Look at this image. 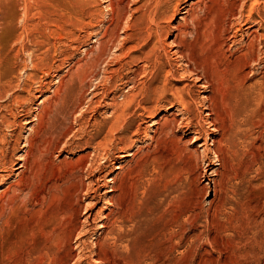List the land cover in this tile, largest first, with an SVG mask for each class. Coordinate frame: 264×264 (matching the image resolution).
Segmentation results:
<instances>
[{"label":"rangeland","instance_id":"1","mask_svg":"<svg viewBox=\"0 0 264 264\" xmlns=\"http://www.w3.org/2000/svg\"><path fill=\"white\" fill-rule=\"evenodd\" d=\"M139 1L125 0L124 22L117 29L122 38L111 45L105 34L115 26L116 11L113 13L110 9L109 0H83L85 5L77 13L71 7V0H0V148L7 152L8 163L4 166L0 157V191L19 183L17 174L21 171H15L13 166L19 164V158L27 150L24 146L31 128H39L37 117L43 111L46 114L54 101L64 107L62 109L71 132L58 149L47 157L48 163L54 169H62L61 174L70 168L71 163L78 166L83 164L75 183L86 188L94 180L91 176L95 175L97 179L100 175L102 179V187L99 185L96 195L98 205L93 211L87 210L92 214V219L87 220L82 210L81 216L74 222L80 228L79 232H82L81 242L75 236L68 245L49 242L37 249L36 245L45 240L46 232L51 227L45 209L34 203L23 204L20 201L10 207L0 222V264H132L135 255L142 261L141 264H264L263 102L254 116L256 127L253 132L257 140L248 146L220 143L222 133L216 134L207 126L203 139L192 144L196 132L200 130L198 123L206 120L207 113L199 102L197 89L194 97L196 102L187 114L177 105L172 106L170 94L161 97L160 101L162 104L165 101V104L157 113V121L161 125L168 124L170 134L160 145L150 142L143 135L135 137V128L140 126L147 128L152 137V121L142 110H136L135 106L129 112L126 111L121 127L125 122L133 121L134 130L129 136L135 143L130 145V152L136 154V163L125 165V171L135 168L145 155L158 156L154 166L143 178L138 174L122 177L132 184L133 192H138H132L126 202L136 199L132 203L137 201L143 206L149 192L161 193L166 197L165 220L161 229L135 236L127 245L119 239L108 237L110 228L99 230L105 222L102 211L105 215L111 210L115 215L114 207L107 204L114 194H103L112 186L109 184L105 187L107 178L118 173L115 169L120 164L117 156L122 146L118 142L114 143L104 153L97 148V144L105 139L111 140L116 133L121 135L127 132L124 127L110 134L105 128L112 120L114 105L122 104L126 97L141 101L143 91L155 84L183 88L194 83L188 74H183L184 67H179L180 60L173 55L171 43L176 34L173 29L169 30L166 37V53H162V62L165 65L168 62L166 72L171 71L174 78L163 74L157 80L153 64L140 59L153 47L152 44L143 48L142 43H124L123 37L131 35L133 17L141 15L136 14L135 10L145 0ZM199 1L202 0H179L180 13L185 11V5L193 6ZM236 1V14L233 20L229 19L228 28L233 22L245 21L240 17L242 0ZM220 8L224 9L223 12ZM209 12L219 18L223 16L225 7L214 5ZM181 16L178 15L170 26L182 23ZM254 18L258 22L253 29L258 31L253 51L256 63L249 65L251 67L243 75L245 84L250 86H258L264 79V42L259 39L264 29L258 16ZM243 29L247 30L246 26ZM242 35H239L234 50H241ZM103 46L108 48V53L101 56L99 51ZM90 65L92 69L89 70ZM42 102L45 104L41 105ZM28 122H32V125H28ZM188 124L192 127L189 131L184 128ZM220 124L221 121L217 127ZM201 145L205 148L201 149ZM204 149H217L222 166L213 167L216 157L210 154L209 160L205 159ZM80 157H85V161L78 162ZM105 157L109 160H104ZM38 163L37 171L41 179L51 176L52 170L47 162ZM90 165L93 166V175L88 170ZM214 171L216 176L211 175ZM193 190L200 191L202 208L204 211L209 210L210 215H216L211 204L220 205L224 201L227 205L218 219L210 216L208 227L202 223L204 226H198L193 231L188 222L184 244L173 250L171 245L176 244L179 233L175 224L189 205ZM14 193L15 190H11L9 195L13 196ZM93 197L85 204H92ZM80 199L85 200L83 193ZM212 221H216L214 226ZM94 253L99 255L95 256Z\"/></svg>","mask_w":264,"mask_h":264},{"label":"bare ground","instance_id":"2","mask_svg":"<svg viewBox=\"0 0 264 264\" xmlns=\"http://www.w3.org/2000/svg\"><path fill=\"white\" fill-rule=\"evenodd\" d=\"M124 2L125 0H109L110 9L113 13L116 11L115 26L105 34V38L109 40L111 45L117 43L122 38L117 33V29L120 24L124 22L123 18L126 13L123 8ZM139 3H141V0ZM236 3V0H202L196 2L193 6L192 4L185 5L183 8L185 11L180 13L179 0H145V3L135 10L136 14L140 13L141 15L138 18L133 17L131 23L134 24L130 28L131 35L123 37L124 43H142L143 48L152 44L153 47L143 54L140 59L153 64L154 69L157 71V80L161 79L162 76H164L163 74L173 77L171 71L166 72V66L169 67L168 62L166 65L162 62V53H166V37L168 36L169 30L173 29L176 32L175 38L171 43V47L174 51L173 55L180 60L179 67H184L182 70L183 74H188L194 83L193 86L185 85L183 88L169 86L167 84H155L143 91L141 101L136 102L133 101L132 98L126 97L122 104L114 105L115 112L113 113L112 120L109 121L110 124L108 126L106 125L105 128L109 130L110 134L118 132V130H123L122 128L124 127L127 132L121 135L116 133L111 140L105 139L99 143L97 142L98 144L96 143L97 148L100 151H104V153H106L114 143L118 142V145L122 146L120 155L117 156L120 164L115 169L118 173L116 175L111 174V176L107 178L105 187H108L109 184L112 186L103 194H114L109 198L107 204L114 207L113 211L115 215L111 210L105 215L103 211L101 212L103 213L102 217H104L103 220H105V222L100 225L99 230L105 231L110 228L109 232H107L108 237L114 240L119 239L120 242L127 245L131 243L135 236H141L145 233H154L161 229L164 223L163 219L165 220L164 214L166 213V208L164 205L166 197L161 193L155 191L149 192L146 196V203L143 206L141 203H137V201L132 203V201L136 200L135 198V200L126 202L133 190L131 189L132 184H128L122 177L133 174H138V176L141 175L142 177L151 170V167L154 166L155 161L158 159V156L145 155L143 160H141L135 168L133 167V169L130 168L129 171H125V165L136 163L134 161L136 154L130 152V145L135 143L132 137L129 136V133L134 130L133 121L125 122L123 127H121V123L123 122L122 119L124 115H126V111L129 112L133 106H135L136 110L143 111L146 117L152 121L151 127H153L152 137L148 134L147 128L141 126L135 128V132L133 131L134 136L139 138L143 135V137L149 138L150 142L160 145L163 139L169 137L170 134L169 125H161L160 122L157 121V113L165 104V101L163 104L162 101H160L161 97L170 94L173 98V103H171L172 106L177 105L184 114H187L189 108L196 102L194 97L196 95L195 90L197 89L199 102L201 101L204 111L207 113L205 116L206 120H200L198 123L200 130L196 132V137L192 144H196L203 139L206 134L204 130L205 126L212 129L216 134L222 133V140L220 143L224 142L227 144L230 142V144L235 146H248L256 139L253 132L256 127L254 116L262 107V102L264 103V79L258 86H250L245 84L243 75L245 70L251 67L249 65L256 63L253 57V51L257 44V38L255 39V36L258 37V31H254L253 29L254 25L258 22L255 20L254 16H258V20L260 19L259 23L262 24V29H264V0H242L243 4L240 17L242 21H244V19L245 21L244 23L233 22L228 28L229 19L233 20L236 14ZM84 5L85 3H83V0H71V7L74 8L76 13L78 9H82ZM214 5L225 7L223 16L221 15L218 18L209 12L213 10ZM187 7L189 8L187 9ZM222 10L224 9L222 8L221 11ZM180 14L182 15V23H178L177 26H170L174 19ZM244 26H246L247 30L243 29ZM230 33L231 35L228 37ZM241 34H243V41L241 44L239 42L241 50L237 51L236 49L234 50V48ZM259 37V39H261L260 41L264 42V34L262 33ZM107 49L106 46H103L99 51L100 55L103 56L107 52ZM193 49L196 50V53ZM228 53L231 55L228 56ZM233 57L235 59H233ZM90 69H92V65L89 66V70ZM80 91L81 89L79 92ZM169 102L170 101H168V103ZM42 104H45V102H42L41 105ZM62 107L60 102L54 101L46 114L45 111H43V114L41 113L42 115L36 116L37 120H39V128L38 130L37 128H31L29 139L24 146L27 150L25 154L19 158V164H14L13 166L16 168L15 171H21L17 174L20 181L15 184V186L0 191V222L7 215L8 209H11L10 207H13V205L19 201L21 203L23 202V204L26 202L27 204L34 203V205L45 209L46 219L48 220L46 221L51 227L49 231L46 232L45 242H39L36 245L37 249L44 247V245L49 242H58L59 245L63 246L68 245L75 236L78 242H81V237L83 236L82 232H79L80 228H78L74 222L79 219L82 210L85 211L84 215H87V220L92 219V214L88 213L87 210L93 211L94 207L98 205L96 200L98 197H96V195L101 186L100 182L102 179L100 175L97 176L96 179V176L92 174V163L88 166V170L89 173L93 175L91 177H93L94 180L90 181L86 188L82 184L77 185L75 183V181L78 180V174L82 172L83 164L82 166H78V164L71 163L69 164L70 168H67V170L61 174L62 169L52 168L50 166L51 164L47 161V157L58 149L62 140L71 132L70 124L68 125L66 123L65 112ZM70 112L72 113V111ZM220 121L221 124L217 127ZM32 122H28L27 124L32 125ZM66 124L69 127H67ZM190 125L188 124L184 128L189 131L192 128ZM105 128L100 129L104 130ZM95 140L96 139H93V141ZM199 147L201 149L205 148L204 145ZM204 151V156L207 160H209L210 154L215 155L216 161L213 162V167L222 166L219 160L220 154L217 149L213 151L204 149ZM0 157L3 165L7 166V152L4 151L3 148H0ZM32 157L33 160H31ZM104 160H109V158L105 157ZM83 161H85V157H80L78 160V162ZM38 162H47V165L51 167L52 170L51 176L47 175L41 179L38 174L39 170L37 171ZM100 169L102 170L103 168L101 167ZM214 173L216 172H212L211 175L216 176ZM73 188L75 189L73 190ZM11 190H15L16 194L14 193L13 196H10L9 192ZM134 192L133 194L136 193ZM192 192L193 197L189 205L184 211L182 210L180 221L175 224L179 229V233L177 236L178 241L175 245H171L173 250L184 244L188 233V222L191 224V230L193 231L198 226H204L201 225L202 223H204L206 227H208L210 223V216L212 214L210 215L209 210L204 211L202 208V196L200 191L193 190ZM82 193L85 200L80 199ZM62 194L64 197H62ZM8 195L10 197H8ZM93 195L95 197L91 198L93 201L92 204H90L91 202L88 205L85 204ZM223 202H221L220 205L213 206L211 204V208L214 213H216V215H212L213 218L218 219L219 215L222 214V209L227 205ZM212 222L214 226L216 221ZM113 245L116 246L117 244L114 243ZM94 255L98 256L99 254L94 253ZM141 263L142 261L135 255L132 264Z\"/></svg>","mask_w":264,"mask_h":264}]
</instances>
